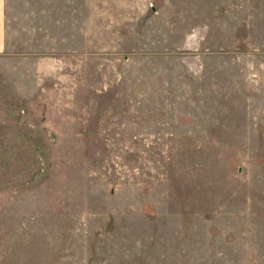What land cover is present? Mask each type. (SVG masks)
Returning <instances> with one entry per match:
<instances>
[{"label":"rangeland","instance_id":"374dc122","mask_svg":"<svg viewBox=\"0 0 264 264\" xmlns=\"http://www.w3.org/2000/svg\"><path fill=\"white\" fill-rule=\"evenodd\" d=\"M0 264H264V0H7Z\"/></svg>","mask_w":264,"mask_h":264},{"label":"crops","instance_id":"0c3cea01","mask_svg":"<svg viewBox=\"0 0 264 264\" xmlns=\"http://www.w3.org/2000/svg\"><path fill=\"white\" fill-rule=\"evenodd\" d=\"M8 5L7 0H0V53L7 49L8 38Z\"/></svg>","mask_w":264,"mask_h":264}]
</instances>
